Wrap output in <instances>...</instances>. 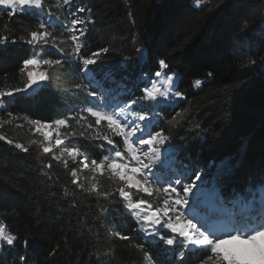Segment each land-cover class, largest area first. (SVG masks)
Instances as JSON below:
<instances>
[{"label":"trees","instance_id":"16d2710c","mask_svg":"<svg viewBox=\"0 0 264 264\" xmlns=\"http://www.w3.org/2000/svg\"><path fill=\"white\" fill-rule=\"evenodd\" d=\"M44 3L46 9L65 20L72 18L69 11L93 18L94 23L88 25L81 38L85 45L82 53L90 55L102 48L109 49L102 54L101 62L92 67L97 79L105 89L112 90V95L126 86L134 95H125L123 100L142 96L140 77L144 73L152 76L161 58L169 64L166 71L179 74V90L185 99L161 112L159 127L155 129L172 137L178 169L193 172L203 169L207 173L205 178L211 181L218 166L229 165L230 171L219 182L226 199L243 194L249 182L264 174V0H202L200 7L195 6V0H74L70 9L54 7L56 0H44ZM78 6L86 11L76 12ZM87 9L92 11L89 13ZM48 19L47 11L36 18L22 14L9 18L6 11L0 13V35L17 41L0 46V88L22 87L26 82V74L19 72L22 61L40 52L41 46L33 48L21 38H29V32L39 30L38 23ZM53 34L58 47L70 46L67 35L60 29ZM61 39L66 43L60 44ZM137 48L144 50L140 62H137ZM41 55L54 59L59 53L50 43L44 46ZM125 57L131 59L125 61ZM253 59L256 64L249 66V60ZM40 70L48 71L51 79L42 82L38 96L17 94L19 98L6 111L20 118L0 126V132L29 149L20 152L0 141V209L4 210L0 211V222L18 235L21 251L24 240H28L29 264H97L95 257L89 255L97 250L106 253L100 264H167L161 254L167 246L162 243L159 247L145 244L143 250L137 251L136 245L144 243L142 235L133 232L136 222L130 214L125 215L118 195L114 203L99 201L107 206V211L101 220H94L99 215L94 197L92 204L87 203L88 198L82 193L63 198V186L70 191L75 186L71 185V177L62 164L52 162L53 167L46 170L51 180L40 175L39 161L48 162L50 156L42 154L43 139L33 133L29 119L51 122L71 109L77 112V118L70 121V129L61 132H75L74 142L85 151L89 162L108 155L112 147L103 140L92 139L97 130L111 135L106 124L97 129L91 117L87 123H77L79 110L91 99L72 90V85L80 82L79 74L67 66L58 71L44 65ZM195 79L204 82L202 88L194 86ZM8 99L5 97L0 103ZM173 117L181 126L172 127L169 121L175 123ZM0 119L9 117L0 114ZM189 120H193L192 124ZM88 123L93 127L88 128ZM80 132L84 133L83 137ZM112 138L123 151L122 139ZM69 164L76 166L71 161ZM88 175L81 165V178ZM102 180L104 187L109 188L107 179ZM73 199L78 205L75 209L71 206ZM12 209L16 211L13 213ZM85 212H88L87 227L78 224ZM224 219L220 217L218 223ZM116 230L129 235L130 241L112 236ZM57 246V254L49 257ZM14 255L18 261L19 253L6 251L0 255V264H13ZM189 264H198L197 257H190Z\"/></svg>","mask_w":264,"mask_h":264},{"label":"snow or ice","instance_id":"6c2138e0","mask_svg":"<svg viewBox=\"0 0 264 264\" xmlns=\"http://www.w3.org/2000/svg\"><path fill=\"white\" fill-rule=\"evenodd\" d=\"M73 3L74 0H56L54 7L68 6L70 9ZM201 5L202 0H195V6ZM4 11L9 18L17 14L36 18L43 16L47 11L49 19L41 20L37 25L39 30L30 31L29 38H21L23 43L33 48L40 45L41 49L22 61L19 72L26 74V82L22 87L9 90L0 88V100L9 98L0 103V114L9 117L7 120L0 119V126L20 118L14 116L10 110L6 111L19 98L17 94H23V97L38 96L37 89L42 90V82L51 79L48 71L40 70L44 65L56 67L58 71L67 66L79 74L80 82L73 84L72 90L91 98L86 100L85 106L79 110L77 123H87L91 117L94 118L97 129L106 124L108 132L111 133L102 134L97 130L92 139L103 140L112 147L108 150V155L100 159L93 158L89 162L85 151L74 142L75 132H61V129L71 128L70 121L77 118L76 111L69 109L67 115L51 122L28 120V123L34 126L33 133H39L43 137L40 142L42 154L50 156L48 162L39 161L40 175L51 180L52 177L46 170L53 167L52 162H56L62 164L71 177V185L75 188L70 191L69 187L63 186V198L75 197L76 194L82 193L88 198L87 203L92 204L91 198L94 197L99 215L93 219L101 220L107 206L99 201L114 203V197L118 195L126 210L125 215L130 214L136 222L137 226L133 232L142 235L144 243L136 245L137 251L143 250L145 244L159 247L162 243L167 246L161 250L167 264H189L192 256L197 257L198 264H241L242 259L243 264H264V174L249 182L243 194L238 193L234 199H226L221 194L219 182L223 175L230 171L229 165L218 166L211 181L205 178L207 173L203 169L194 172L187 168L178 169L176 146L172 144V137L165 135L163 130H155L159 127L161 112L166 108L178 106V102L185 99V94L179 90L181 77L178 73L166 71L169 64L164 58L158 60V70L152 76L147 73L141 75L139 82L143 84L140 88L142 96L125 101L122 97L134 95V92L122 86L119 93L112 95V90L103 87V82L97 79L96 70L92 67L101 62L102 54L107 53L109 49L102 48L90 55L82 53L85 45L81 38L88 31V25L94 23L91 16L85 18L69 11L68 15L72 18L65 20L61 15L46 9L44 0H0V13ZM85 11V7L76 8L78 13ZM87 11L90 13L92 10ZM49 29H60L62 34L67 35L70 46L58 47L57 37ZM9 42L15 44L17 41H9L8 35H0V46L6 47ZM50 43L59 55L54 59L43 58L41 53L44 46ZM65 43V40H60V44ZM143 51L142 48L136 49L137 62L143 59ZM124 59L128 61L131 58ZM248 63L252 66L256 61L253 59ZM123 67H127V64ZM208 75L212 76V73ZM203 84L200 79L194 80L196 88H202ZM180 115L181 113H177V116ZM194 119L196 118L193 117ZM193 120L188 123L192 124ZM173 121L175 123L169 121L173 128L181 126L176 117H173ZM87 126L93 127L91 123ZM79 135L83 137L84 133L80 132ZM112 136L122 139L123 151ZM0 141L20 152L29 151L23 144L9 139L3 132H0ZM32 143L36 141L33 140ZM69 161L76 166H70ZM81 165L90 175L81 178ZM102 178H106L110 183L109 188L104 187ZM140 194L147 197H160L162 194V202L154 203ZM71 206L74 209L78 207L75 199ZM11 211L14 213L16 210ZM220 217L225 218L223 223H218ZM87 220L88 212H85L78 219V224L87 227ZM111 235L121 241L131 239L120 230L113 231ZM93 238H97V234H93ZM18 241V235L4 222H0V255H4L6 251L19 253L18 261L16 256H13V264H29V242L24 240L21 251ZM234 243L248 247H225ZM57 252L58 246L49 253V257ZM89 255L95 257L97 264H100L102 256L106 253L97 250Z\"/></svg>","mask_w":264,"mask_h":264},{"label":"rangeland","instance_id":"374dc122","mask_svg":"<svg viewBox=\"0 0 264 264\" xmlns=\"http://www.w3.org/2000/svg\"><path fill=\"white\" fill-rule=\"evenodd\" d=\"M92 18V17H91ZM93 19V18H92ZM137 110H139V109H137ZM32 127H34L33 125H32ZM38 136H40V137H42L39 133H36ZM42 139H43V137H42ZM146 147V146H145ZM134 191V190H133ZM141 196H145L144 194H140ZM162 195V194H161ZM145 197H147V196H145ZM148 198H151L152 199V201H156V202H158L159 201V199L161 198L162 199V196H160V197H148ZM159 202H162V200L161 201H159ZM226 248H229V249H237V248H247L248 246L247 245H238V244H232V245H226L225 246ZM241 264H243V259L241 260Z\"/></svg>","mask_w":264,"mask_h":264}]
</instances>
